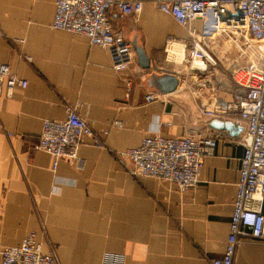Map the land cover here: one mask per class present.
Masks as SVG:
<instances>
[{"label":"crops","instance_id":"obj_1","mask_svg":"<svg viewBox=\"0 0 264 264\" xmlns=\"http://www.w3.org/2000/svg\"><path fill=\"white\" fill-rule=\"evenodd\" d=\"M155 1L142 0L136 15L108 11L113 31L135 53L118 71L109 53L85 36L51 27L54 0H0V62L25 82L10 96L0 92V249L34 232L43 252L49 244L55 248L57 264H102L106 253L121 256L119 264H211L223 255L243 148L239 134L200 110L209 90L166 57L167 40L186 31ZM165 74L178 79L173 91L157 85ZM150 92L160 97L148 102ZM67 105L77 107L104 146L83 137L82 166L60 160L53 173L52 156L33 146L43 120H63ZM154 128L170 138L216 137L195 186L179 188L124 169L119 153ZM233 264H264V243L241 239Z\"/></svg>","mask_w":264,"mask_h":264},{"label":"built area","instance_id":"obj_2","mask_svg":"<svg viewBox=\"0 0 264 264\" xmlns=\"http://www.w3.org/2000/svg\"><path fill=\"white\" fill-rule=\"evenodd\" d=\"M54 3L52 28L83 35L90 45L106 50L114 70H125L133 62V47L113 31L108 11L116 7L125 15H136L141 11L142 0ZM155 5L186 31L180 40H167L166 57L169 47L179 44L184 57L177 63H185L198 85L209 90L200 110L242 128L239 143L243 153L229 233L223 255L211 260V264H233L241 239L250 237L264 243V0H156ZM226 45L234 48V55L229 56ZM24 84L8 63L0 62V92L10 96L15 86ZM159 97L150 92L145 99L149 102ZM119 125V120L113 121V126ZM102 133L107 134L108 130ZM83 137L91 138L95 146H104L99 133L77 107L67 105L63 120H43L33 148L52 156L51 171L55 173L60 160H73L82 166L78 149ZM216 145L212 135L170 138L154 128L138 146L120 152L119 160L133 176L166 180L179 188L193 187L199 181L204 157L213 155ZM0 255V264H57L55 248L49 244V250L43 252L34 232L28 233L20 244L3 246ZM121 259L117 254L106 253L102 264H119Z\"/></svg>","mask_w":264,"mask_h":264},{"label":"water","instance_id":"obj_3","mask_svg":"<svg viewBox=\"0 0 264 264\" xmlns=\"http://www.w3.org/2000/svg\"><path fill=\"white\" fill-rule=\"evenodd\" d=\"M136 56L138 57V62L140 63L141 67L144 69H148L150 66V62L145 56L143 50L141 48L136 47L135 48ZM157 85L160 87H164L165 91L170 92L173 91L177 84H178V79L172 75V74H165L156 79ZM218 127H223L227 129L231 134L237 135L240 133L242 130L241 127H236L231 121L229 120H223L221 122H217L215 124Z\"/></svg>","mask_w":264,"mask_h":264},{"label":"bare ground","instance_id":"obj_4","mask_svg":"<svg viewBox=\"0 0 264 264\" xmlns=\"http://www.w3.org/2000/svg\"><path fill=\"white\" fill-rule=\"evenodd\" d=\"M168 51H169V57L174 58L176 60V63L180 62L184 57V52L182 48L179 46V44L176 43L175 45L173 44V48H170Z\"/></svg>","mask_w":264,"mask_h":264},{"label":"rangeland","instance_id":"obj_5","mask_svg":"<svg viewBox=\"0 0 264 264\" xmlns=\"http://www.w3.org/2000/svg\"><path fill=\"white\" fill-rule=\"evenodd\" d=\"M174 45H175V44H174ZM227 47L229 48V52H230V53H229V56L234 55V54H235L234 48H233L232 46H229V45H226V46H225V48H227ZM170 48H173V46L169 47V49H170ZM183 65L185 66L186 64L183 63ZM183 65H179V64H178V66H181V67H182Z\"/></svg>","mask_w":264,"mask_h":264}]
</instances>
